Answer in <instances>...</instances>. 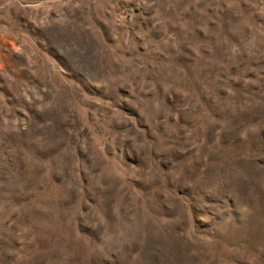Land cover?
<instances>
[{
  "label": "rangeland",
  "instance_id": "rangeland-1",
  "mask_svg": "<svg viewBox=\"0 0 264 264\" xmlns=\"http://www.w3.org/2000/svg\"><path fill=\"white\" fill-rule=\"evenodd\" d=\"M0 264H264V0H0Z\"/></svg>",
  "mask_w": 264,
  "mask_h": 264
}]
</instances>
